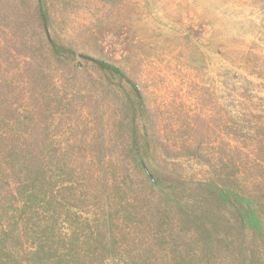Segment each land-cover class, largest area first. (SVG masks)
I'll list each match as a JSON object with an SVG mask.
<instances>
[{"label": "rangeland", "instance_id": "1", "mask_svg": "<svg viewBox=\"0 0 264 264\" xmlns=\"http://www.w3.org/2000/svg\"><path fill=\"white\" fill-rule=\"evenodd\" d=\"M49 38L78 54H54ZM88 58L119 66L142 102ZM10 146L49 175H88L58 192L63 231L68 213L101 216L109 193L121 249L182 262L171 248L196 245L173 206L180 186L229 177L264 205V0H0V218L17 205V166L1 164ZM242 238L244 255L221 264H250L251 249L264 258L261 238Z\"/></svg>", "mask_w": 264, "mask_h": 264}, {"label": "trees", "instance_id": "2", "mask_svg": "<svg viewBox=\"0 0 264 264\" xmlns=\"http://www.w3.org/2000/svg\"><path fill=\"white\" fill-rule=\"evenodd\" d=\"M45 14V11L41 12L47 23ZM49 43L56 55L75 57L78 54L74 48L51 38ZM88 59L103 73L126 80L142 102L137 84L119 66L102 59ZM135 140L134 137V144ZM3 152L4 163L1 164L16 165L19 180L17 192L10 194L17 205L3 208L5 215L0 218V264H117L120 259L124 261L126 256L132 258L129 264H149L142 263L141 251L121 249L120 235H116V232L123 225H116V216L112 214V194L103 195L106 205L99 217L82 219L77 214H66L70 226H73L68 231H63L59 220L54 219V211L62 213L58 210L62 204L59 198L61 193L58 194L60 189H73L78 179H86L88 175L84 177L75 169L63 170L57 166L63 170V174L55 173L52 176L49 173L53 167L42 159L32 167L31 157L26 152L16 150L14 146ZM140 169L150 187H160V179L149 173L143 161L140 162ZM63 178L72 182L60 183ZM232 182L227 177L221 183L182 185L179 195H173L178 219L186 230L195 232L191 245H196L188 255V251L171 248L173 258L182 259V262L173 259L175 264H221V255L227 254L235 256L233 261L240 259L245 252L238 243V239H243V231L250 232L253 237H259L260 242H264L263 201L252 198V194L250 196L241 186L232 185ZM5 199L1 197V200ZM118 205L124 210L121 216L127 217V208L124 204ZM48 211L50 213L47 214ZM256 245L253 244V248ZM258 246L260 249L264 244L258 243ZM120 252L123 254L120 255ZM249 259L250 264H264V258L252 249Z\"/></svg>", "mask_w": 264, "mask_h": 264}]
</instances>
